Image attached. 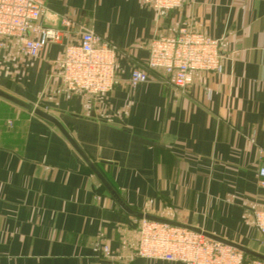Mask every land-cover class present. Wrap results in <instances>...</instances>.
I'll list each match as a JSON object with an SVG mask.
<instances>
[{
    "label": "crops",
    "instance_id": "0c3cea01",
    "mask_svg": "<svg viewBox=\"0 0 264 264\" xmlns=\"http://www.w3.org/2000/svg\"><path fill=\"white\" fill-rule=\"evenodd\" d=\"M39 22L60 33L36 59L11 43L0 59V264H185L132 257L141 214L264 253V0H186L160 16L143 0H42ZM70 19V27L62 23ZM220 39V72L197 71L185 91L147 68L153 38L185 25ZM90 29L117 48L107 96L68 94L58 77L67 43ZM148 81L129 85L134 68ZM55 116L96 165L113 195ZM249 256V255H248Z\"/></svg>",
    "mask_w": 264,
    "mask_h": 264
},
{
    "label": "built area",
    "instance_id": "2783aa9c",
    "mask_svg": "<svg viewBox=\"0 0 264 264\" xmlns=\"http://www.w3.org/2000/svg\"><path fill=\"white\" fill-rule=\"evenodd\" d=\"M186 0H143L165 16ZM47 7L42 0H0V59L11 43L21 57L38 58L47 44L58 41L57 29L39 20ZM70 27L73 22L64 18ZM220 39L193 30L189 25L174 35L157 36L149 45L147 68L158 71L180 91H185L197 71L220 72L223 55ZM58 77L68 94H81L94 99L109 95L119 83L117 48L98 34L86 29L78 43H67L58 61ZM145 68H134L129 85L136 88L148 81ZM259 183L264 188V163L258 169ZM255 224L264 242V209L254 213ZM103 263L117 264L119 255L106 242H97ZM132 257H147L185 264H264L242 250L186 227L140 218Z\"/></svg>",
    "mask_w": 264,
    "mask_h": 264
},
{
    "label": "water",
    "instance_id": "95a60500",
    "mask_svg": "<svg viewBox=\"0 0 264 264\" xmlns=\"http://www.w3.org/2000/svg\"><path fill=\"white\" fill-rule=\"evenodd\" d=\"M0 96L22 106V107H25V108H28V109H31V106L20 100L19 98L3 91L0 89ZM34 113L40 115L41 117L55 123L60 129L61 131L66 135V137L71 141V143L74 145V147L80 152V154L83 156V158L85 159V161L89 164V166L91 167V169L94 171V173L98 176V178L101 180V182L107 187V189L115 196L116 195V192L115 190L111 187V185L109 184V182L105 179V177L102 175V173L100 172V170L96 167V165L85 155V153L81 150V148L77 145V143L73 140V138L70 136V134L67 132V130L64 128V126L60 123V121L55 117L53 116L51 113H49L48 111L46 110H43L41 108H34L33 109ZM140 218H146V219H150V220H156V221H161V222H167V223H170V224H173V225H178V226H182V227H186V228H189V229H193V230H196L198 232H203L205 235L209 236V237H212L216 240H219L225 244H228V245H231V246H234L240 250H242L245 254L247 255H251L255 258H258V259H261V260H264V253H261L259 251H256V250H253V249H250L246 246H243V245H240L238 243H235V242H232V241H229L227 239H224L220 236H216V235H213V234H210V233H207L205 231H202L201 229H198V228H195V227H191V226H187V225H183L181 223H178V222H175V221H171V220H168V219H165V218H161V217H157V216H153V215H149V214H141L140 213Z\"/></svg>",
    "mask_w": 264,
    "mask_h": 264
},
{
    "label": "trees",
    "instance_id": "16d2710c",
    "mask_svg": "<svg viewBox=\"0 0 264 264\" xmlns=\"http://www.w3.org/2000/svg\"><path fill=\"white\" fill-rule=\"evenodd\" d=\"M249 257H253V256L249 255ZM253 258H255V257H253Z\"/></svg>",
    "mask_w": 264,
    "mask_h": 264
}]
</instances>
